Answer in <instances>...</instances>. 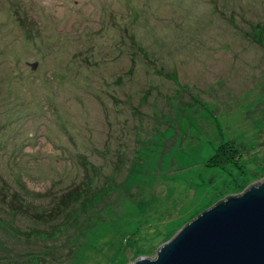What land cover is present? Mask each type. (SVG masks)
I'll return each mask as SVG.
<instances>
[{
  "label": "rangeland",
  "instance_id": "rangeland-1",
  "mask_svg": "<svg viewBox=\"0 0 264 264\" xmlns=\"http://www.w3.org/2000/svg\"><path fill=\"white\" fill-rule=\"evenodd\" d=\"M262 177L264 0H0V264L153 258Z\"/></svg>",
  "mask_w": 264,
  "mask_h": 264
},
{
  "label": "water",
  "instance_id": "water-1",
  "mask_svg": "<svg viewBox=\"0 0 264 264\" xmlns=\"http://www.w3.org/2000/svg\"><path fill=\"white\" fill-rule=\"evenodd\" d=\"M155 249L127 264H264V177L200 210Z\"/></svg>",
  "mask_w": 264,
  "mask_h": 264
},
{
  "label": "trees",
  "instance_id": "trees-1",
  "mask_svg": "<svg viewBox=\"0 0 264 264\" xmlns=\"http://www.w3.org/2000/svg\"><path fill=\"white\" fill-rule=\"evenodd\" d=\"M236 149L237 147L232 142L229 144V146H224L222 144L220 148L218 149L217 153L215 152L214 154H212L207 164L221 167V165H226L232 162L240 161L241 154L239 152H236Z\"/></svg>",
  "mask_w": 264,
  "mask_h": 264
}]
</instances>
